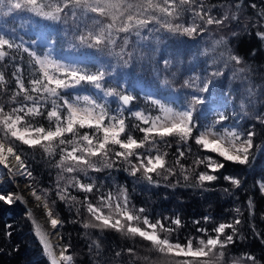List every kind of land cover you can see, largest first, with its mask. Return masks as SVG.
<instances>
[{
    "label": "snow or ice",
    "instance_id": "obj_1",
    "mask_svg": "<svg viewBox=\"0 0 264 264\" xmlns=\"http://www.w3.org/2000/svg\"><path fill=\"white\" fill-rule=\"evenodd\" d=\"M241 7L237 0L235 8ZM18 16L29 22H33L31 18L48 22L66 38V48L61 51L76 57L62 60L54 55L57 41L52 36L47 37L46 50L41 52L37 50V39L29 42L17 35L15 29L0 27V67L6 68L9 62L15 65L17 54L26 53L33 68L30 87H26L19 75L20 68L16 67L15 91L0 103V166L13 179L21 176L28 180V194L38 202L36 207L44 210L51 231L37 222L31 210L26 215L32 220L47 264H77L70 242L58 246L51 241L53 236L60 237L59 230L65 224L56 210L57 199L70 214L74 213L70 222L80 223L84 235L91 239L90 255H100L101 245L92 239L91 230H95L114 231L132 240L139 238L159 254L162 264H264L250 253L227 259L230 246L245 239L239 227L244 224L239 207L234 209L237 215L231 222H217L211 232L206 227H196L199 236H182L186 224L179 213L155 216L147 206L138 207L129 189L117 184L114 175L126 173L134 185L144 188L160 187L161 180L167 182L164 187L175 188L180 186L182 176L186 182L183 186L205 192L215 190L213 182L221 178L232 186L223 189L229 195L244 189L249 173L255 174L256 165L264 161V142L257 143L255 139L256 124L264 126V111L253 116L247 110L248 104L264 102V90L256 93L249 89V99L241 102L243 116L256 121L241 130L235 120L234 127H225L231 119L229 102L223 93L217 92V84L226 73L213 67L216 60L209 65L212 70L202 69L199 73L193 65L192 74L181 86L184 91L172 86L183 61L207 55L199 45L209 26L226 28L230 21L238 20V15L227 10L218 18L204 0H0V21L7 24ZM258 19L264 21V10L259 12ZM238 35L232 32L233 37ZM256 35L264 43V30L258 29ZM228 45L229 38L224 36L214 42V47L225 49L221 53L227 56L223 67L227 68L229 62L242 65V58ZM105 50L115 53L123 69L150 72L153 88L145 91L144 97L156 110L154 114L136 110L135 89L126 88L129 72L104 61ZM244 71L243 67L237 68L233 78ZM7 93L5 75L0 71V98ZM128 116L140 121L132 127L143 133L142 138L129 130ZM40 118L47 120V126L39 122ZM170 137L176 140L178 154L171 163L166 159L169 153L162 151L172 147ZM192 143L205 154H193ZM21 145L32 149L33 156L40 151L59 170L54 189L57 199L49 200L53 189H42V194H38L33 186L36 177ZM189 154L193 155V163L185 167L181 161ZM200 166L206 171H198ZM229 166L233 171L225 174ZM105 176L111 184L106 183ZM170 177H177L176 182L172 183ZM253 188L264 197V171ZM72 190L83 193V197L78 198ZM0 202L8 206L28 203L20 191H0ZM247 206L249 215L254 216L251 196ZM202 219L207 223L213 218L209 215ZM192 223L200 225L201 221ZM255 234L264 243V233ZM126 251L135 255L132 248ZM115 255L120 257L122 253L117 251ZM93 264H100L99 259Z\"/></svg>",
    "mask_w": 264,
    "mask_h": 264
},
{
    "label": "trees",
    "instance_id": "obj_2",
    "mask_svg": "<svg viewBox=\"0 0 264 264\" xmlns=\"http://www.w3.org/2000/svg\"><path fill=\"white\" fill-rule=\"evenodd\" d=\"M236 2L237 0H204L208 9L218 18L225 11L231 10L238 15V20L230 21L226 28H218L215 25L209 26V31L203 35L199 45V48L202 51H206L207 55H202L195 61H192L191 57L183 61L179 65L177 76L173 80L172 86L181 92L184 91L185 89L181 86L187 75L192 74L193 65H196L195 71L199 73L202 69L212 70L209 68V65L212 64L213 60H216L217 63L213 67H220L226 73L217 84V92L223 93L224 98L229 102L228 113L231 119L226 122L225 127H234L233 120H235L239 128L244 130L248 126L256 124V121L248 116H243V111L240 107L241 102L249 99V89H253L256 93L264 90V43L256 35L258 29L264 30V21L258 19L259 12L264 10V0H239V3L242 5L239 10L235 8ZM252 5L256 7L253 8ZM31 20L33 22H29L27 18L21 19L18 16L9 20L7 24L0 21V27L9 31L15 29L17 35H23L24 39L29 42L37 39V50L41 52L46 50L47 37L52 36L57 41L54 55L62 60H73L76 58L69 55L66 51H61L62 47L66 48V38L62 32H59L48 22L39 21L36 18H31ZM233 31L238 32L239 35L233 37ZM123 35L120 34L121 37ZM222 36L229 38L228 46L242 58V65L229 62L227 68L223 67V62L227 60V56H222L221 53L225 49L223 46L214 47V42ZM120 43L122 41H118V44ZM116 51H119V48ZM253 51H255V55H252ZM102 59L120 66L122 72H129L126 88L135 89L134 95L136 99L133 101V106H135L136 110H149L154 114L156 110L146 102L144 97V92L153 88L150 72L145 71L141 73L139 70L123 69L115 53L110 54L107 50L102 54ZM157 59H159V55H157ZM17 66L20 68L19 75L24 79L26 87H30L29 80L33 76V68L30 67V57L26 53H19L17 54L15 65L9 62L6 68L0 67V71L5 75V82L8 88L7 96L0 98V103H4L12 95V92L15 91L13 73L16 71ZM240 67H243L245 71L237 73L236 78H233V72ZM137 81H141L142 83L137 85ZM228 93H231V96ZM153 94L155 95L156 93L153 92ZM172 99H175V97H172ZM251 99L254 100L255 96H252ZM247 110L250 115L254 116L257 112L264 111V102L248 104ZM39 122L47 126L46 119L40 118ZM126 124L129 125V130L134 136L137 138L143 137V133L132 127V125L140 124V121H137L135 117L128 116ZM255 131L256 142H264V126L256 124ZM168 139L171 140L172 147L163 148L162 151L169 153L166 159L171 163L178 154L175 151V138L170 137ZM20 147L25 153L24 158L31 164L34 176L36 177V182L33 186L36 188L38 194H42V189H53V191L49 192V200L57 199L54 195V189L59 170L52 167L49 164L48 158L43 156L40 151H37L35 156H33L30 155L32 149H28L27 146L23 145ZM191 147L193 154H205L199 152L194 143L191 144ZM58 158L57 156L56 159ZM181 162L185 167L192 165L193 155L189 154L188 158ZM177 171L179 172V168H177ZM198 171H206V169L200 166ZM232 171V167L229 166L228 172L225 174L232 173ZM262 171H264V161L256 165L255 174L249 173L244 189L234 190L233 195H229L223 191L224 188L231 189L232 186L222 178L213 182L215 190L205 192L198 188L183 186L186 182L183 181L182 176L179 177L180 186L175 188L164 187L163 185L167 182L163 180H161L160 187L144 188L141 185H134L132 178L127 177L126 173L115 172L114 175L117 177V184H123L129 189L134 203L138 207L147 206L155 216L179 213L186 224V227L181 232L182 236H199L200 234L195 231L196 227H206L211 232V229L217 222H231L233 217L237 215L234 209L239 207L243 213L241 219L244 220V224L239 227L241 235L245 236V239L243 241L237 240L235 245L230 246L231 255L227 259L230 261L233 256L238 257L241 254L250 253L264 261V243H261V240L255 234L256 232L264 233V218H262L264 216V197L259 194L258 189L253 188V183L255 180L260 179ZM189 174L193 177L195 175L191 171ZM92 175L103 176L104 174L93 173ZM176 179L177 177H170L172 183H175ZM25 181L29 183L28 180L25 179ZM105 181L107 184L112 183L106 176ZM192 182L194 180L187 183ZM8 190V188H5V185H0V191L3 193H9ZM107 190L106 188L105 191ZM72 194L77 195L78 198H82L84 195L77 190H72ZM249 196L254 200V216L249 215L247 206ZM56 210L65 221L64 227L59 230L61 234L60 242L63 245L68 242L71 243L72 249L70 251L75 255L77 264H93V261L96 259H99L100 264H162V258L159 254L152 252L149 247H146V242L139 238L135 240L128 239L114 231L99 233L91 230L92 239H96L101 247L99 256L90 255L88 246L91 243V239L84 235L85 230L80 226V223L73 224L70 222L74 218V213L70 214L65 205L58 199ZM209 215L213 219L205 223L202 218ZM83 216L86 218L87 213L84 212ZM193 220H200L201 224L194 225L192 223ZM9 225L11 227H8ZM253 229H255V232ZM8 232L11 233L10 236L6 235ZM212 234L214 235V233ZM128 248H132L135 255L127 253L126 249ZM117 251L122 253L120 257L115 255ZM145 257H148V259L146 260ZM0 264H47L46 258L41 254V246L38 243V239L34 235L32 220L27 217L23 206L19 202L14 203L12 206L0 202Z\"/></svg>",
    "mask_w": 264,
    "mask_h": 264
},
{
    "label": "bare ground",
    "instance_id": "obj_3",
    "mask_svg": "<svg viewBox=\"0 0 264 264\" xmlns=\"http://www.w3.org/2000/svg\"><path fill=\"white\" fill-rule=\"evenodd\" d=\"M0 183L3 184V186L5 185V188H6V184L9 183L10 186H7L8 188H10V191L11 192H15V191H20L22 194L25 195V198L27 199V191L28 189L25 188V185H24V181H23V177L21 176H16L14 179L10 176V174H8L7 170L6 169H3L2 166H0ZM1 184V185H2ZM36 220L38 223H41V224H44L46 228H48L49 231H51L50 227L46 224V222H41L39 220V218H41L40 216H36ZM42 218H44L42 216ZM51 241L54 245H58L59 246V237H56V236H53L51 237ZM57 250H59L57 248Z\"/></svg>",
    "mask_w": 264,
    "mask_h": 264
},
{
    "label": "water",
    "instance_id": "obj_4",
    "mask_svg": "<svg viewBox=\"0 0 264 264\" xmlns=\"http://www.w3.org/2000/svg\"><path fill=\"white\" fill-rule=\"evenodd\" d=\"M0 184H2V183H0ZM25 184H27V183H25ZM6 185H7V186H10L9 183L6 184ZM7 186H6V188H8ZM29 191H30V190L28 189L27 193H28ZM9 192H11V191L9 190ZM15 192H16V191H15ZM26 197H27L26 200L28 201L27 204H25V203H20V202H19V204H21V205L23 206L25 213H27V211L31 210V211L34 213V217H35V219H37L36 216H40L41 218H39V220H40L41 222H45L46 218L44 217V210H43V208H42V207H39V208L36 207V204H37L38 202H36L35 199H34V197H32L31 195L28 194ZM42 216H43L44 218H42ZM59 241H60V237H59Z\"/></svg>",
    "mask_w": 264,
    "mask_h": 264
},
{
    "label": "rangeland",
    "instance_id": "obj_5",
    "mask_svg": "<svg viewBox=\"0 0 264 264\" xmlns=\"http://www.w3.org/2000/svg\"><path fill=\"white\" fill-rule=\"evenodd\" d=\"M23 181H24V185H25V183H28L27 181H25V179L23 178ZM1 185V184H0ZM3 185V184H2ZM9 190H10V188H8ZM9 190H8V192H9ZM33 225V224H32ZM61 240V239H60ZM59 245H63L61 242L59 243Z\"/></svg>",
    "mask_w": 264,
    "mask_h": 264
}]
</instances>
